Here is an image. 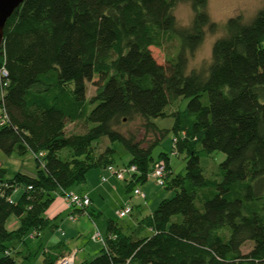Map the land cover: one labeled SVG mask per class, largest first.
Returning a JSON list of instances; mask_svg holds the SVG:
<instances>
[{"label":"trees","instance_id":"obj_1","mask_svg":"<svg viewBox=\"0 0 264 264\" xmlns=\"http://www.w3.org/2000/svg\"><path fill=\"white\" fill-rule=\"evenodd\" d=\"M180 1L196 14L191 30L176 27L173 11ZM206 4L23 0L13 9L0 36V108L7 116L0 125V150L44 154L34 157L33 175L7 178L0 167V183L7 184L0 186V264L31 257L16 244L49 225L44 213L55 194L83 182L90 169L112 164L113 147L92 152V142L102 136L127 152L122 165L136 166L133 179L124 182L127 190L144 183L162 159L161 187L173 193L133 230L109 220L100 252L76 264H264V6L248 22L229 17L223 26L227 38L216 43L210 71L187 75L190 50L212 22ZM171 41L172 51L157 62L149 47ZM87 83L95 87L91 95ZM178 98L187 99L184 108L168 112ZM168 116L169 129L152 121ZM136 117L144 133L155 136L152 141L144 144L136 133L117 129ZM68 123L83 129L67 130ZM168 130L172 151L185 154L182 173H171L167 153L151 154ZM62 149L67 150L59 155ZM216 150L224 158L217 164L219 177L210 178L200 156ZM15 186L22 191L9 202ZM10 215L18 220L14 229L6 227ZM247 241L251 247L244 252ZM53 247L43 251V264L63 256Z\"/></svg>","mask_w":264,"mask_h":264},{"label":"rangeland","instance_id":"obj_2","mask_svg":"<svg viewBox=\"0 0 264 264\" xmlns=\"http://www.w3.org/2000/svg\"><path fill=\"white\" fill-rule=\"evenodd\" d=\"M264 6V0H207L206 4V12L211 21L217 22V29L213 31L214 33L221 34L224 33V23L225 21L231 17L240 15L241 19L244 22H248L256 12ZM175 18H179L182 21H187L192 17V11L189 7L188 3L178 2L173 11ZM209 30L207 28L204 29V35ZM175 45V41H171L167 45L157 48L154 46H150L149 49L157 62L163 63L164 62V55L168 52L172 51V48ZM200 51H203L201 48ZM96 78H94L95 80ZM94 85L92 83H87L86 91L87 95H91L94 92ZM187 99L178 98L175 102L171 103L167 107V111L171 112L175 109H183L186 104ZM152 121L158 127H166L167 129L170 128L172 125L173 119L172 117H157L152 118ZM141 119L134 118L131 121L124 122L117 126V129L123 132L132 131L136 133L137 138H143L146 144L149 141L154 139V135L151 133H144L141 127ZM83 128L79 123H68L67 130L79 132ZM173 133L171 130H168V133L159 139L158 143L152 148V156L156 158L159 152H165L168 155V163L172 174L182 173L184 170V152L181 153H174L171 147V138ZM106 146H111L114 148V151L108 156L113 165L120 166L123 163H126L128 160L127 152L122 148L118 141L110 142L109 139L105 136L98 138L97 140L93 141L91 144L92 152L94 155H97L99 152L103 151ZM67 149H62L59 152V155H62L66 152ZM224 158V154L221 151H213L209 155L200 156V165L203 170V174L210 178H218L217 175V164ZM37 161L34 159L32 153L27 152L24 155H18L16 153H12L7 155L0 150V167L5 169V177L9 178L12 177L17 172H23L26 174L33 175L36 171ZM101 176H106L108 179L107 181L103 182L104 186H111L114 189H111L110 193H98L96 195V199L93 202L94 207L96 208L97 213L93 216L92 220H90L84 213H73L75 219L77 220L75 225H71L70 227L65 228L64 231L66 232L65 236H61L60 233H56L54 235L55 240H67L66 246L73 250L75 248L78 249L76 253L75 264L81 260H89L94 257L97 253L100 252L102 248V243L99 241H92L90 239L91 234L95 227L99 229L102 236H105L107 223L109 220L113 221V223L117 227H122L125 231H130L136 228V226L132 223L129 225L127 223V227L125 223L128 221L134 222L131 219V216L136 214L137 219L144 217L145 215L149 214L152 209H154L162 198L172 196L173 191L169 189H165L164 187L157 186L152 179L146 180L145 184L138 183V186L141 188L146 195H148L145 200L146 204L142 205V209L139 213H135L134 210L131 215H127L125 217H118L115 214V209L120 206L122 203V199L128 197L132 192L131 190L126 191L125 183L123 181L117 180L113 175H110L104 165H100L98 167L90 169L86 174V181L93 182V184L99 183ZM82 182L78 184H74L71 186L69 190L78 192L82 187ZM84 185V184H83ZM22 191V187H18L17 193L11 194L12 199L15 201L20 192ZM56 195V194H55ZM54 195L53 201L57 198ZM133 196V195H132ZM129 198V203L132 205L143 202V199L139 198L138 196H133ZM52 201V202H53ZM143 204V203H142ZM123 205V204H122ZM196 205H201L199 201H196ZM63 216L66 215L64 212ZM14 216V215H11ZM12 218V217H11ZM129 218V219H128ZM10 220V219H9ZM135 223V222H134ZM7 224H9L7 222ZM137 224V223H136ZM69 228L75 229L78 231L79 234H74ZM64 233V232H63ZM144 232H141L143 234ZM40 234V233H39ZM76 235V236H71ZM39 235L35 236L34 239H28L26 236L25 242L30 243L33 246V254L29 259L23 258V256H18L16 260L19 264H42L43 262V249L46 248V242L44 239L46 237H38ZM71 236V237H70ZM56 240V241H57ZM40 241V243H39ZM51 247V246H50ZM251 247V242L247 241L242 246V251L246 252ZM12 255H15L12 253Z\"/></svg>","mask_w":264,"mask_h":264},{"label":"crops","instance_id":"obj_3","mask_svg":"<svg viewBox=\"0 0 264 264\" xmlns=\"http://www.w3.org/2000/svg\"><path fill=\"white\" fill-rule=\"evenodd\" d=\"M85 179H86V177H85ZM85 179L82 182L84 185L82 184V187L79 190H77V191H78V193H86L89 196V198H90V205L88 206L86 212H83V211L81 212V211L72 210V209L68 208L66 206V204H65L64 199L62 198V196L60 194H56L55 196L57 198H55V200L48 207L46 213H44L45 216L47 217L48 221H49V225L45 229H43V230H37L38 231V235H39L38 237H46L44 239V241L46 242V245L45 246H47V247L43 249L44 251H48V250L51 251L52 249L50 250V248H52L54 245L55 246L53 247V249L55 251H59L60 252V255L59 256L65 255L69 251H71L70 248L68 246H66V242H67L68 239H66V240H60V239L57 240L56 239L57 241L55 240L54 235L56 233H58V232L60 233V231H58V227L61 229L62 232H64L62 234L60 233V235L61 236H65L66 235V232L64 231V227L63 226H65V228H66V226L67 227H70L71 225H75L76 224L77 220L75 219V217H74L73 220H71V219L68 218L69 213H72V214L73 213H84V215H86L90 220H92V218L95 215V213H97L96 208L94 207V204H93V202L96 199V195L99 192L100 193H104V192L110 193L111 191H113L111 189H114L111 186H104L102 184L103 182L107 181L108 178L106 180H101V178H100V182L99 183H96V184H93V182H88ZM145 183L146 182H144L142 184L144 185ZM124 189L126 191H129V189L127 190V187H125ZM127 196L128 197H126L125 199H122L123 201H122V203L120 204V206L118 208H120L122 206V204H125V203L129 202L128 199L131 198L132 195L130 193ZM133 196H135V195H133ZM147 196L148 195H146V193H145V198ZM144 204H146V200L143 201V202H141V205H140V203H137V204H134V205L133 204L132 205L130 204L132 206V210L130 212V215L133 212V210H134L135 213H139L140 210L142 209V205H144ZM118 208H116L115 211ZM64 212L66 213L65 216L62 215ZM91 212H92V214H90ZM131 219H133V221L135 223L134 222H131V221H128V222L125 223V226L126 227L128 226L127 223H129V225H131L132 223L135 225L136 222H137V220H138L137 217H136V214L134 216H131ZM7 222L9 224H7ZM17 225H18L17 217L10 215L7 218V220H6V227L8 229H14ZM127 228H130V227H127ZM69 229L72 232H75L74 234H76V235L79 234L78 231H75V229H71V228H69ZM76 235H71V236H76ZM28 239H34V238H29L28 237ZM39 243H40V241H39ZM16 248H17L16 250H20L21 251V254L22 255L25 254V253H30V252L33 253L34 252L33 246H31L30 243H26V242L20 243V244H16ZM75 259H76V256L74 258V264H75ZM81 261H79V262H81ZM42 264H43V262H42Z\"/></svg>","mask_w":264,"mask_h":264},{"label":"built area","instance_id":"obj_4","mask_svg":"<svg viewBox=\"0 0 264 264\" xmlns=\"http://www.w3.org/2000/svg\"><path fill=\"white\" fill-rule=\"evenodd\" d=\"M7 122V116L3 108H0V125H3ZM43 152L40 151L36 154L38 158H41L43 156ZM34 156V157H36ZM41 160L39 159V163ZM42 164V163H40ZM165 161L164 160H159L157 164L154 166V168L147 174V179H152L154 183L157 186H163L164 184V175H165ZM107 171L109 172L110 175H113L117 180L123 181V182H128L129 180L133 179V175L137 173L136 166L133 164H126V165H121V166H114L112 164H108L105 166ZM106 176H102L101 180H106ZM0 186H7L6 183H0ZM19 186H15L11 189L10 193L6 196L7 200L9 202H12V195L16 193L18 190ZM30 188V186H28ZM132 195L138 196L141 199L145 198V193L141 190L139 186H134L131 190ZM12 194V195H11ZM62 198L64 199V202L66 206L72 210L76 209H86L90 205V198L86 193H78L74 192L71 190H66L63 192L61 195ZM132 210V206L130 205L129 202L123 204L120 208H118L115 211V214L118 217H125L129 215V213ZM84 212V211H83ZM68 218L73 220L74 215L72 213H69ZM58 231L62 234L63 232L61 229L58 227ZM38 235V231H32L28 233L29 238H34L35 236ZM90 239L92 241H99L104 244V236H102L101 232L97 227L93 230V233L90 236ZM78 249L75 248L71 251H69L67 254L61 256L55 264H74V258L77 253Z\"/></svg>","mask_w":264,"mask_h":264},{"label":"clouds","instance_id":"obj_5","mask_svg":"<svg viewBox=\"0 0 264 264\" xmlns=\"http://www.w3.org/2000/svg\"><path fill=\"white\" fill-rule=\"evenodd\" d=\"M190 7V4H189ZM195 13L192 14V19L187 21H182L176 18L175 24L178 29L191 30L194 26L193 20L195 18ZM217 22L212 21L209 25V31L202 37L200 44L195 50H190L189 58L186 60V73L187 75H192L194 73H200L203 71H210L212 65L215 63L214 59V48L216 43L227 38V33L217 34L214 33L211 28L212 24ZM203 51H200V49Z\"/></svg>","mask_w":264,"mask_h":264},{"label":"water","instance_id":"obj_6","mask_svg":"<svg viewBox=\"0 0 264 264\" xmlns=\"http://www.w3.org/2000/svg\"><path fill=\"white\" fill-rule=\"evenodd\" d=\"M22 1L23 0H0V36L6 19L12 13L13 9Z\"/></svg>","mask_w":264,"mask_h":264}]
</instances>
